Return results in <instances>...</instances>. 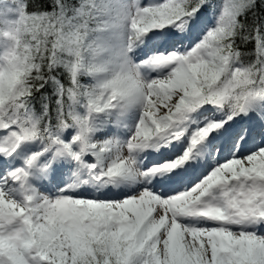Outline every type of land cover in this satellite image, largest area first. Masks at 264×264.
Instances as JSON below:
<instances>
[{"label":"snow or ice","instance_id":"obj_1","mask_svg":"<svg viewBox=\"0 0 264 264\" xmlns=\"http://www.w3.org/2000/svg\"><path fill=\"white\" fill-rule=\"evenodd\" d=\"M0 264H264V0H0Z\"/></svg>","mask_w":264,"mask_h":264}]
</instances>
